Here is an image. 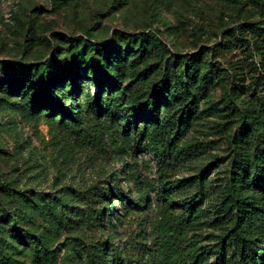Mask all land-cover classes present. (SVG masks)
I'll list each match as a JSON object with an SVG mask.
<instances>
[{"label": "rangeland", "instance_id": "rangeland-1", "mask_svg": "<svg viewBox=\"0 0 264 264\" xmlns=\"http://www.w3.org/2000/svg\"><path fill=\"white\" fill-rule=\"evenodd\" d=\"M251 23L264 28V0H0V76L12 60L28 65L0 88V264H89L85 247L99 239L111 245L110 264H157L152 224L163 200L151 146L178 104L169 94L156 113L134 107L168 70L200 98L189 131L170 144L167 172L189 263L240 264L233 193L264 207V170L235 160L244 120L264 148V34L242 27ZM135 33L147 34L145 52ZM105 42L118 70L111 80L91 64ZM58 61L78 79L74 93L63 90L74 111L64 119L29 102L43 88L37 67L61 70ZM98 95L121 115H98ZM256 147L245 149L250 159ZM241 179L248 186L234 190ZM94 207L105 215L91 222Z\"/></svg>", "mask_w": 264, "mask_h": 264}, {"label": "trees", "instance_id": "trees-1", "mask_svg": "<svg viewBox=\"0 0 264 264\" xmlns=\"http://www.w3.org/2000/svg\"><path fill=\"white\" fill-rule=\"evenodd\" d=\"M246 27L254 32L264 34V28L256 23L244 24ZM147 34L135 33L132 37L139 43V48L145 52L147 48ZM97 53H99L98 60H92L91 64L99 66L100 73L108 75V80L117 75V66H113L112 47L108 42L95 44ZM84 55L85 51H81ZM85 56V55H84ZM9 70L4 75L0 76V88H4L6 82L16 80L20 76H26L28 65H23L18 61L9 62ZM61 66V70L52 69L50 67L44 68L40 71L37 67L36 71L41 72L43 78L42 89L37 93H32L29 97V102L34 109L38 110L41 107L52 109L53 115L58 113L62 118L72 117L74 111L70 105L67 107L62 104V94L66 86H70L71 93L75 92L78 79L73 75L71 67H65L60 61L57 62ZM110 67V70H107ZM89 66H86L88 69ZM32 71V69H31ZM72 76L70 78V85H66L65 76ZM89 76H94L98 79V75L94 72H89ZM27 79L22 82L26 86ZM116 81V80H115ZM102 84V79H99ZM55 88L54 90L52 89ZM30 88V86H29ZM47 90V91H45ZM170 92V93H169ZM171 95L175 97V102L178 104V109L175 116L168 121H164L160 125L157 122L155 139L152 140L154 145L151 146L152 151L159 165V180L162 185V200L163 206L161 209V217L152 224L154 231V238L157 241L158 249L156 250L157 264H190L188 260V253L184 242V232L186 230V222L179 218L174 210L172 199L173 188L172 181L168 178L167 172L172 168L173 151L170 144L174 139L182 138L189 131L191 125L196 119L198 109L200 106V98L196 93L191 91V86L183 74L172 73L167 71L166 76L156 82L144 102L137 103L134 107L135 112L139 114L142 109H149L152 112H157L156 106L159 98L164 95ZM95 103V104H93ZM93 108L97 110V114L120 116L122 109L112 106L107 100H104L100 95L91 101ZM133 110V109H132ZM133 110V111H134ZM130 121H127V127L130 126ZM156 123V122H155ZM171 133V137L167 135ZM104 132L102 131L101 138L103 139ZM170 138V143H165V140ZM257 142L254 157L250 159L245 153V149L251 146L252 141ZM261 135L258 131L252 130L251 123L247 120L243 121L240 128V145L242 148L240 152H236L235 160L238 168L246 167L251 164L257 171L264 170V148L260 145ZM258 181L254 179L252 185L257 188ZM247 183L245 179H241L238 183L239 188L234 190L246 189ZM104 192H107L105 190ZM108 193V192H107ZM234 206L236 208V220L233 225L234 242L236 249L240 255V264H264V207L255 205L253 200L242 192L234 191ZM104 208L94 207L88 211L89 221H99L104 217ZM111 245L108 241L99 239L91 242L85 247L86 257L89 264H110ZM117 259L121 263L125 259L121 251L117 252Z\"/></svg>", "mask_w": 264, "mask_h": 264}]
</instances>
